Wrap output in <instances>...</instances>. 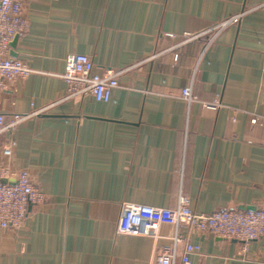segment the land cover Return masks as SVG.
Listing matches in <instances>:
<instances>
[{"label": "crops", "instance_id": "obj_1", "mask_svg": "<svg viewBox=\"0 0 264 264\" xmlns=\"http://www.w3.org/2000/svg\"><path fill=\"white\" fill-rule=\"evenodd\" d=\"M22 1L27 29L10 54L32 71L0 92V112L42 111L0 135V166L9 181L27 170L44 197L20 227L0 226V264H157L175 226L121 233L124 206H172L182 194L200 213L264 208V0ZM70 53L99 74L122 70L108 101L66 97ZM179 231L176 264L186 241L200 246L190 264H264V236Z\"/></svg>", "mask_w": 264, "mask_h": 264}, {"label": "built area", "instance_id": "obj_2", "mask_svg": "<svg viewBox=\"0 0 264 264\" xmlns=\"http://www.w3.org/2000/svg\"><path fill=\"white\" fill-rule=\"evenodd\" d=\"M243 12L218 21L212 27L198 33H186L181 43L199 37L208 32L214 36L229 24L238 23ZM27 29V16L22 0H0V92L8 87L9 82L24 78L32 71L31 67L22 59L13 57L12 41L22 36ZM170 36L174 34L169 33ZM65 72L63 78L67 83L66 97L93 95L99 101H108L112 91L119 85L118 75L122 70L109 69L103 74L95 72L93 59L84 53H70L65 58ZM181 97L188 105L198 100L192 86L182 88ZM215 104V103H213ZM41 110L24 114H15L11 120L0 112V135L13 130L22 120ZM256 122V119H253ZM11 144L3 148L6 156H11ZM13 176L7 164L0 166V226L20 227L31 205L40 203L44 193L35 186L27 170H20L14 181L8 179ZM6 179V181H3ZM161 224L174 225L172 243L163 246L157 258V264H176L177 246L185 237L179 228L187 226L199 231H211L221 237H236L249 242L264 236V208L252 209H219L210 213H200L190 206L189 198L180 195L177 203L172 206L126 205L122 209L118 221V231L135 235H149L158 237ZM200 250L198 244L186 241L184 253L181 257L183 264H190V255Z\"/></svg>", "mask_w": 264, "mask_h": 264}, {"label": "water", "instance_id": "obj_3", "mask_svg": "<svg viewBox=\"0 0 264 264\" xmlns=\"http://www.w3.org/2000/svg\"><path fill=\"white\" fill-rule=\"evenodd\" d=\"M17 40H18V38L15 37L14 40L12 41V44H11L12 47H14L16 45ZM3 181H6V179H3ZM250 208H252V207H247L246 209H250Z\"/></svg>", "mask_w": 264, "mask_h": 264}]
</instances>
